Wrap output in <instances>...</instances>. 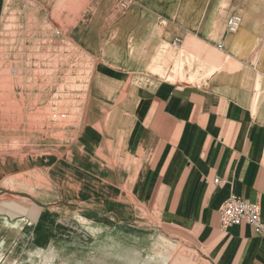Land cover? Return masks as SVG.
I'll use <instances>...</instances> for the list:
<instances>
[{"label":"crops","instance_id":"crops-1","mask_svg":"<svg viewBox=\"0 0 264 264\" xmlns=\"http://www.w3.org/2000/svg\"><path fill=\"white\" fill-rule=\"evenodd\" d=\"M119 1L83 0L66 29L87 98L72 138L0 179V264H264V233L219 216L237 196L264 223V73L171 71L230 44L238 0Z\"/></svg>","mask_w":264,"mask_h":264},{"label":"rangeland","instance_id":"rangeland-1","mask_svg":"<svg viewBox=\"0 0 264 264\" xmlns=\"http://www.w3.org/2000/svg\"><path fill=\"white\" fill-rule=\"evenodd\" d=\"M66 1L9 0L0 19V179L32 166L28 157L49 153L78 129L94 62L66 32L81 19L83 0ZM237 3L234 13L243 18L242 26L227 36L222 26L216 37L219 41L226 36L230 44L219 43V51L197 58L194 45L187 52L179 50L185 64H173V74L197 67L204 77H210L217 72H237L247 61L264 73V0ZM247 14L251 18L246 23ZM18 152L27 154V160L21 161Z\"/></svg>","mask_w":264,"mask_h":264},{"label":"built area","instance_id":"built-area-1","mask_svg":"<svg viewBox=\"0 0 264 264\" xmlns=\"http://www.w3.org/2000/svg\"><path fill=\"white\" fill-rule=\"evenodd\" d=\"M119 6L123 10L127 9L128 2L120 1ZM240 25L241 17L237 13H232L225 21V32L227 34H235L239 30ZM180 43V39L174 41V45ZM219 216L222 229L245 223L250 225L255 233H264V223L260 218V207L256 203L248 202L237 196H230L219 210Z\"/></svg>","mask_w":264,"mask_h":264},{"label":"bare ground","instance_id":"bare-ground-1","mask_svg":"<svg viewBox=\"0 0 264 264\" xmlns=\"http://www.w3.org/2000/svg\"><path fill=\"white\" fill-rule=\"evenodd\" d=\"M232 35V34H231Z\"/></svg>","mask_w":264,"mask_h":264}]
</instances>
